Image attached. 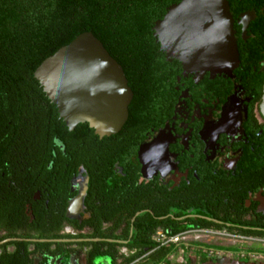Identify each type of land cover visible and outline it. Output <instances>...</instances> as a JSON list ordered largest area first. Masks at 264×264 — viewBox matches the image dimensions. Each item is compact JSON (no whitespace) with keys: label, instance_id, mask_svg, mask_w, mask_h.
<instances>
[{"label":"trees","instance_id":"trees-1","mask_svg":"<svg viewBox=\"0 0 264 264\" xmlns=\"http://www.w3.org/2000/svg\"><path fill=\"white\" fill-rule=\"evenodd\" d=\"M180 1L0 0V147L27 148L38 164L46 162L49 155V163L85 165L89 176L85 201L91 217L82 225L75 222V227L85 226L90 231L74 238L79 239L80 247H86V264H187L169 259L180 254L175 243L161 244L152 237L158 226L170 237L181 231V222L195 223L190 217L180 219L181 213H173L179 207L189 206L190 200L166 192L165 208L161 211L157 206L159 188L155 184L150 186L149 212L132 219L144 208L142 185H130V176H122L129 168L132 141L134 138L137 141L146 127L171 116L179 94L176 88L185 80L180 63L174 59L167 61L152 29L167 8ZM228 3L234 15L251 7H264V0H228ZM84 32H91L122 66L133 93L126 122L117 134L109 137L99 138L87 123H80L70 131L33 75L44 59ZM253 33L255 37L250 44L239 46L237 72L254 101H259L264 82V69L259 72L264 61V13L253 23ZM203 82L210 83L207 78ZM258 145L256 155L245 157V163L257 169L264 168V135ZM116 162L122 169L113 187L105 181L115 178L111 175ZM113 209L115 218L96 216ZM258 223L251 224L259 227ZM260 225L264 227V222ZM200 226L208 225L201 222ZM47 228L46 218L38 219L39 239L53 235ZM241 234L264 238L262 230L245 229ZM122 246L127 248L126 253L120 252ZM213 246L228 251L233 248ZM251 250L262 249L251 247ZM206 260L203 254L201 261Z\"/></svg>","mask_w":264,"mask_h":264},{"label":"flooded vegetation","instance_id":"flooded-vegetation-1","mask_svg":"<svg viewBox=\"0 0 264 264\" xmlns=\"http://www.w3.org/2000/svg\"><path fill=\"white\" fill-rule=\"evenodd\" d=\"M247 13L253 16L244 25L242 16ZM263 13L264 7H251L237 15L231 12L239 65V46L253 40V23ZM261 64L259 72L264 69V61ZM237 68L231 77L221 74L210 78L206 73L199 80L193 74L185 76L181 72L185 80L178 79L179 94L171 116L163 123L157 121L146 127L144 133L138 134L137 141L134 138L131 143L129 168L122 176H130V185H142L144 206L142 213L132 219L149 212L150 186L156 184L159 210L165 208L166 192H173L190 200L189 206L179 207L173 213H181L180 219L195 220V223L181 222V231L170 237L158 226L152 237L154 241L173 242L178 248L183 244L176 242L178 237L189 231L240 238L244 240L241 246H245V240L264 239L241 234L245 229L264 231L260 225L264 222V179L260 178L264 168L245 163L247 155H256L260 150L264 119L259 110L261 97L254 101ZM205 78L210 83H204ZM61 151L65 152L63 148ZM33 158L34 153H29L27 148L0 147V264H86V247H80L79 239L74 237L90 231L85 226L75 227V222L82 225L91 217L85 201L87 169L84 164L49 163V155L40 164ZM144 164L148 173L154 172L151 176L142 172ZM121 169L116 162L111 175L115 178L106 180L105 184L114 187ZM111 200L115 204V198ZM96 216L115 218L116 212L113 209ZM41 217L47 220L46 231L53 234L49 238H38ZM201 222L208 226H200ZM251 223H258L259 227ZM214 244L229 246L204 240L194 241L192 246L205 253L226 251L215 249ZM253 247L261 249L260 245ZM120 252L126 253L127 248L120 247Z\"/></svg>","mask_w":264,"mask_h":264},{"label":"water","instance_id":"water-1","mask_svg":"<svg viewBox=\"0 0 264 264\" xmlns=\"http://www.w3.org/2000/svg\"><path fill=\"white\" fill-rule=\"evenodd\" d=\"M252 16L243 15L241 22ZM233 22L228 0H181L152 29L167 61L177 60L183 75L199 80L206 73L231 77L238 67ZM33 75L70 131L87 123L102 138L118 133L127 120L133 93L122 66L91 32L44 59ZM259 110L264 119V82ZM142 172L154 173L145 164Z\"/></svg>","mask_w":264,"mask_h":264},{"label":"rangeland","instance_id":"rangeland-1","mask_svg":"<svg viewBox=\"0 0 264 264\" xmlns=\"http://www.w3.org/2000/svg\"><path fill=\"white\" fill-rule=\"evenodd\" d=\"M173 239L177 243L183 244L178 246L180 254L176 257V262L187 261V264H264V239L245 240V246H241L243 239L226 236L220 233L193 232L189 231ZM214 241L224 243L233 248L226 251H207L206 253L192 246L194 241ZM187 245L185 248L182 247ZM261 246V251L251 250L253 246ZM206 255L207 260L202 262L201 256Z\"/></svg>","mask_w":264,"mask_h":264},{"label":"built area","instance_id":"built-area-1","mask_svg":"<svg viewBox=\"0 0 264 264\" xmlns=\"http://www.w3.org/2000/svg\"><path fill=\"white\" fill-rule=\"evenodd\" d=\"M172 241H174V240L172 239ZM169 259H170L171 261H173V262H176V257H175L174 255L170 256ZM160 264H164V262H162V263H160Z\"/></svg>","mask_w":264,"mask_h":264}]
</instances>
